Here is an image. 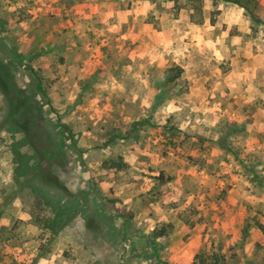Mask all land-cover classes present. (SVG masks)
I'll list each match as a JSON object with an SVG mask.
<instances>
[{
    "label": "rangeland",
    "instance_id": "374dc122",
    "mask_svg": "<svg viewBox=\"0 0 264 264\" xmlns=\"http://www.w3.org/2000/svg\"><path fill=\"white\" fill-rule=\"evenodd\" d=\"M240 1L0 0L39 109L14 130L0 91V264H264V0Z\"/></svg>",
    "mask_w": 264,
    "mask_h": 264
},
{
    "label": "trees",
    "instance_id": "16d2710c",
    "mask_svg": "<svg viewBox=\"0 0 264 264\" xmlns=\"http://www.w3.org/2000/svg\"><path fill=\"white\" fill-rule=\"evenodd\" d=\"M229 1L236 3V4H239V5H241V3H242L240 0H229ZM246 10L251 17H254V19L258 21V19L255 18V16L253 15L252 10H250L248 8H246ZM11 51H12V54H14L17 57H20L17 54L16 49L11 48ZM12 58H13V56L6 58V57L0 55V91L3 93L5 100H6L7 111H8V114L10 116L9 121L11 122V127L17 131H19V130L24 131L27 135V133L30 131V129L28 128V126H25V122L29 121L32 124L38 118L39 109L37 107V103L34 102V100L24 90L19 88L17 86V84L15 83V81L13 80L14 77H13V72H12L13 71V65H12L13 62L12 61L14 59H12ZM174 70H176V73L172 76L169 75L166 79L167 82L177 79L182 72V70L178 67L173 68L172 70L170 69V71H174ZM168 72H169V70H168ZM62 127L68 131L67 126L63 125ZM27 141L30 143V140L28 138H27ZM38 151L39 150H37L35 148L36 157L33 156L34 158H36L35 159L36 164L34 166V168H36V169L43 167L41 164L42 158L39 157ZM43 153L46 154L45 151ZM29 160L30 159H28V162H29ZM28 164L29 163H27V160H26V164H23V168H22L20 174L24 173L23 169L26 166H29ZM30 167H32L31 164H30ZM42 171H45V170H42ZM47 175H48V172L46 173V177H47ZM46 177L41 178V180L45 181ZM171 179L172 178H170V180ZM168 180H169V178H168ZM46 181H48V179ZM159 181H160V183H164L163 176H161L159 178ZM75 201H76V203H78L77 197H75ZM76 203L72 206L71 209H76V207H77ZM66 205L67 204H65V203H60V201H58L57 204L56 203L53 204V209L58 212V215L53 219L52 225H54V224L59 225V222L63 221V219H64L63 214L68 210L66 208Z\"/></svg>",
    "mask_w": 264,
    "mask_h": 264
},
{
    "label": "crops",
    "instance_id": "0c3cea01",
    "mask_svg": "<svg viewBox=\"0 0 264 264\" xmlns=\"http://www.w3.org/2000/svg\"><path fill=\"white\" fill-rule=\"evenodd\" d=\"M136 17H137V15H135V19H136ZM116 25H110L109 26V29H110V31H114L116 28ZM175 33H177V30H176V24H173V26H172V30H171V35L172 34H175ZM133 34H135V35H137V32L135 31V33L133 32ZM172 39V38H171ZM171 42V41H170ZM173 42H171V44H172ZM178 45V44H177ZM189 45V46H188ZM161 45L159 44V42H153V43H151V44H147L146 45V48H154V47H160ZM179 47H183L182 49H184V50H186V52H187V55H189V60H191V57H190V51L188 52L187 50H189L190 48H191V45L190 44H186V45H184V46H182V44L179 46ZM185 67V66H184Z\"/></svg>",
    "mask_w": 264,
    "mask_h": 264
}]
</instances>
